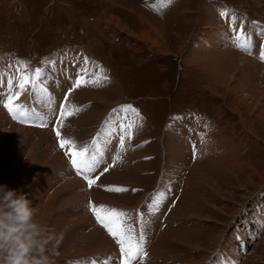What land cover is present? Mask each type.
Returning <instances> with one entry per match:
<instances>
[{
  "label": "rangeland",
  "instance_id": "1",
  "mask_svg": "<svg viewBox=\"0 0 264 264\" xmlns=\"http://www.w3.org/2000/svg\"><path fill=\"white\" fill-rule=\"evenodd\" d=\"M178 1L166 13L148 8L140 0H0V68L3 65L7 72L0 81L7 82V75L15 74L17 59L28 61L30 53L36 55L42 68L50 69L43 81L46 86L61 76L62 71L76 73L70 65L57 64L59 59L69 63L64 57L67 49L71 58L78 62L87 56L101 65L113 81L112 85L82 86L72 92L77 94L75 100H70L72 104L89 103L73 118V128L67 124L62 135L89 137L112 105L131 104L139 109L143 121L136 134L137 145L141 146L122 154L121 163L110 169L112 172L106 173L103 179L107 185L121 183L128 185L130 190L111 193L101 187V195L109 196L113 201L109 199L106 205L116 208H134L139 202L145 205L153 196L145 201L143 194L152 186L159 168L166 166L162 184L155 192L165 195L158 197L161 202L155 215L148 214L146 231L150 232L147 238L150 242L168 241L173 247L167 253L148 254L151 261L146 264H203L208 258L209 263L218 264L223 252L212 253V249L219 244L221 248L230 249L231 258L224 264H264V230L257 240L251 233L254 241L249 240L242 248L234 244L230 248L232 242L228 239L232 223L229 221L241 220L247 206L254 205L249 215L252 223L256 220L254 215L264 219V213L255 212L259 208L255 206L259 192L264 195L261 191L264 188V63L257 57L263 30L257 24L251 25L253 57L244 56L231 47L226 25L217 16L211 0ZM226 1L264 18V0ZM228 56L230 59L222 62ZM232 58H236L237 67L221 73V62L229 63ZM48 61L57 65L49 66ZM246 64L255 74L256 89L253 85L249 91L243 83L237 84ZM31 69L30 65L27 72H32ZM82 89L85 92L82 93ZM26 93L27 90L22 98H26ZM28 100L32 103L29 108L42 115L34 101L42 103L45 99L30 95ZM45 108H48L46 102ZM194 110H198L196 115ZM0 113V132H6L7 140L12 141L11 150L6 154L0 152V184L23 191L36 209L37 219L63 235L58 249L60 254L53 258L54 264H89L90 256L100 264H117L118 254L111 252L109 247L91 251L93 244H85L80 237L88 220L76 221L79 214L71 213H77L83 206L87 213L89 199L85 203L86 197H82L78 206L75 197L88 195L91 189L87 186L77 189L74 169L68 164L58 141L55 139L54 144L46 137L37 139V130L10 120L2 106ZM209 118L217 123L215 127L221 133L213 129L208 135L205 123ZM13 123L16 131H23L22 136H15L10 130L8 126ZM167 124H170L168 128ZM174 129L176 132L170 133ZM181 133L188 134L184 148L178 143L183 137ZM253 142L262 152L250 147ZM217 143L220 146L224 143L222 148L231 145L238 151L232 161L239 167L250 164L251 169L239 170L228 161L217 167V162L212 160L213 154L217 159L224 154V150L212 151ZM193 144L200 147L203 154L196 153L193 158ZM115 147L114 144L106 152L100 168L105 167L111 155L113 159L118 150ZM49 152L60 153L55 166L47 165ZM142 156H145L143 161L133 163ZM14 160L16 164L28 163L24 181L17 176V168L13 169ZM194 169L200 175L191 180ZM140 170L142 172L135 173ZM175 199L176 204L172 205ZM171 213L169 230L173 231L167 233L163 223ZM155 216L158 222L155 221L152 228L149 219ZM135 219L133 216L132 222ZM91 229L87 228L86 232ZM235 231L241 230L236 228ZM221 233L222 243L219 242ZM102 234L109 237L104 230ZM219 264H223V260Z\"/></svg>",
  "mask_w": 264,
  "mask_h": 264
},
{
  "label": "snow or ice",
  "instance_id": "2",
  "mask_svg": "<svg viewBox=\"0 0 264 264\" xmlns=\"http://www.w3.org/2000/svg\"><path fill=\"white\" fill-rule=\"evenodd\" d=\"M173 0H159V3L170 5ZM155 7V6H154ZM221 18H229V29L232 33L230 42L239 50L251 54L250 37L244 31L243 24L237 25L235 14L229 13L228 10L222 9L219 12ZM255 24V22H253ZM259 59L264 62V50L259 53ZM15 74L7 77L9 93L6 96H0V103L7 109L13 120L21 124H35L39 127H48L50 121L46 116L41 115L35 110L28 109L25 104L17 103L22 93L31 86L33 97L41 96L45 99L48 107L52 108L56 116L54 132L58 140V146L68 158L71 167L75 170L76 175L86 181L87 188L102 187L105 191L111 193H126L130 189L124 186L116 185H98L101 177L108 173L110 169L116 166V163L122 160V154H126L127 144L134 138L137 128L142 127L143 117L139 109L131 104H120L112 108L101 125L100 130L96 133L89 144L81 145L74 138L62 135V129L65 122L70 117L78 115L84 110V106L74 105L70 102L69 97L72 92L82 86L102 85L109 82L106 70L101 65L91 61L88 57L83 58V67L80 73L72 81V87L63 97V103L53 106L51 95L47 86L43 83L46 79V71L50 69L37 67L29 74L26 70L30 67V62L17 59ZM48 64H54V61H48ZM94 66L96 71H92ZM5 74L0 72V77ZM15 89V90H13ZM203 142V141H201ZM144 143H147L145 141ZM116 145L118 150L113 157V162L99 175H94L104 163L106 152ZM141 145H136L140 147ZM193 158L196 156V145H192ZM133 192L141 191L140 189H131ZM164 193H156L150 198L151 202L145 203L143 209L127 210L108 206L105 204H95L91 200L88 202V209L95 217L96 222L103 227L107 234L114 240L119 249L118 264H143L147 258V216L149 213L155 215L159 210L160 199L158 197ZM135 216V222L132 218Z\"/></svg>",
  "mask_w": 264,
  "mask_h": 264
},
{
  "label": "bare ground",
  "instance_id": "3",
  "mask_svg": "<svg viewBox=\"0 0 264 264\" xmlns=\"http://www.w3.org/2000/svg\"><path fill=\"white\" fill-rule=\"evenodd\" d=\"M222 30V29H221ZM230 59V56H228V57H225V59H223L222 60V62L224 61V60H229ZM235 59L236 58H232V60H231V62H229V63H225V64H222V62H221V64L220 65H222L221 67H222V70H221V68H220V72L221 73H224L225 71H227V70H229L230 68H236L237 66H236V62H235ZM220 73V74H221ZM68 74H69V76L70 77H68V78H66V71H62L61 72V76H59L58 78H54L53 80H49L50 82L48 83V85H47V88H48V91H49V93H50V95H51V98H52V102L54 101H57L58 100V97L60 96V95H63V93L65 92V90L66 89H68L69 87H70V84H71V82L73 81V78H74V75H75V73H72V74H70L69 72H68ZM242 76V78L241 77H239L238 79H237V84H239V83H243L244 84V87H245V89H247L248 91L249 90H251L252 88H253V85H254V87H255V84H254V82H255V74L253 73V71H251L250 69H249V66L246 64L245 65V68H244V73L241 75ZM48 82V81H47ZM108 86H111L112 85V82H108V83H106ZM90 86V85H89ZM254 89H256V87L254 88ZM247 91V92H248ZM76 92V91H75ZM83 92H85V91H83V89H82V93ZM80 93V92H79ZM79 95V94H78ZM75 96H77V94H75V93H72V97H69V100H75L74 99V97ZM84 96V95H83ZM257 96V95H256ZM62 97V96H61ZM80 97V96H79ZM89 97V96H88ZM254 97V96H253ZM252 97V98H253ZM260 97V96H259ZM76 98V97H75ZM83 98H85V97H83ZM89 98H93L92 96H90ZM96 98V97H95ZM61 99V98H60ZM256 99V98H255ZM258 102V101H257ZM30 104H32V103H30ZM30 104H29V106H30ZM34 104L36 105L35 106V108L37 107V111H40V112H42V115L43 116H52L51 114H50V110H52V108H50V107H48V108H45V100L42 102V103H40V102H36V100L34 101ZM261 104V103H260ZM27 105V104H26ZM56 105H58V101L56 102V103H53V106H56ZM29 106H28V108H29ZM262 106H264V103H263V105ZM262 110H263V112H264V107L262 108ZM44 113V114H43ZM0 117H1V113H0ZM263 120V119H262ZM72 121H74V119L72 118V119H69L68 118V120L65 122V127L67 126V124H69L68 126L70 127V128H73V122ZM84 121V120H83ZM82 121V122H83ZM51 122V121H50ZM68 122V123H67ZM75 122H77V120L75 119ZM14 123H13V125H10V126H8L9 128H10V130L12 131V132H14V135L15 136H19V134H20V136H22L23 135V131H22V133H20V132H18V131H16V129H15V127H14ZM79 125V124H78ZM67 126V127H68ZM76 127V126H75ZM69 128V129H70ZM31 130H37V133H38V138L37 139H39V137H41V138H44V137H46L48 140H52L53 141V143L55 144V139H56V136H55V134H54V131H52V129H32V128H30ZM73 131V130H72ZM71 131V132H72ZM173 132H176V130L174 129V130H172L170 133H173ZM72 134V133H71ZM91 134V133H90ZM90 134H89V136H90ZM181 135L183 136L179 141H178V143L179 144H182V148H184L185 147V142H186V140H187V133H181ZM7 137H8V134L6 133V132H0V152H3V154H6L9 150H11V148H12V141H9V138H8V140H7ZM75 137V136H74ZM38 141V140H37ZM39 142V141H38ZM17 143V142H16ZM14 144V143H13ZM39 146V145H38ZM206 145L204 144V147H205ZM54 148V147H53ZM47 152V151H46ZM203 152V151H202ZM202 152H200V147H198L197 148V154H199L200 155V153L201 154H203ZM43 153V152H42ZM59 153V152H58ZM44 154V153H43ZM48 155H46L48 158H49V160H48V166H55V164H56V162H57V158L59 157L58 155L60 154H58L57 155V153L56 152H54V153H52V152H49V153H47ZM42 156H44L43 158H45V154L44 155H42ZM58 156V157H57ZM17 159V158H16ZM15 159V160H16ZM62 159V158H61ZM15 160L13 161V164L14 165H12L13 166V169H16L17 168V176L20 178V180L21 181H24L25 180V176H26V169L25 168H27L26 167V165H28V163H27V161H26V163H17L16 164V162H15ZM43 160V159H42ZM213 161H215V163H216V160H217V157H216V155H214L213 154V159H212ZM10 161H12V160H10ZM61 161V160H60ZM15 162V163H14ZM54 162V163H53ZM109 162V161H108ZM38 163V162H37ZM61 163V162H60ZM67 164V163H66ZM106 165V164H105ZM65 166V165H64ZM67 166V165H66ZM57 167V166H56ZM54 168V167H53ZM63 168V167H62ZM69 168V167H68ZM195 168V167H194ZM113 169V168H112ZM63 170V169H62ZM67 170V169H66ZM70 170V169H69ZM209 170H211V168H209ZM212 170H214V168H212ZM101 171H103L102 170V168H99L98 170H97V172L94 174V175H99V173L101 172ZM58 172V171H57ZM109 172H112V170H110ZM65 174V173H64ZM106 174V173H105ZM104 174V175H105ZM199 173L196 171V169H194V170H192V174H191V176H190V179L191 180H195V179H197L196 177H197V175H198ZM104 175L101 177V179L98 181V185H107V181H105V180H103L104 179ZM115 175H116V173H115ZM200 175V174H199ZM74 176V181H75V183H76V186H77V189H80V187H82V186H87V184H86V181H84L83 179H82V177H80V176H78V175H73ZM106 176H108V174L106 175ZM109 177V176H108ZM175 177H176V175L174 176V178L171 180V185L173 186L174 184V182L176 181V179H175ZM188 178H189V176H188ZM187 178V179H188ZM69 180H70V178H69ZM107 180V179H106ZM114 181V180H113ZM103 182V183H102ZM182 183V182H181ZM70 184V183H69ZM61 185H62V183H61ZM178 185H179V182H178V184H177V186L176 187H178ZM181 185V184H180ZM63 186V185H62ZM72 187V186H71ZM61 188V187H60ZM76 189V190H77ZM74 192V191H73ZM89 192V191H88ZM102 191H101V187H93L92 189H91V192H89L88 193V195H87V193H85L84 191L82 192V193H85V194H82V195H80L79 197H75V199L78 201L77 203H78V206H79V200H83L82 199V197L83 198H85L86 197V200H85V203L87 202V200L89 199V200H91L93 203H95V204H97V205H99V204H105L106 205V203H108V201H109V199L110 200H112L111 198H109V196H105V195H101L102 193H101ZM78 195V194H77ZM89 195L91 196V199L89 198ZM106 195H108V193L106 194ZM70 197V196H69ZM64 198H67V196L66 197H64ZM72 200V199H71ZM65 201V200H64ZM113 201V200H112ZM64 203V202H63ZM99 203V204H98ZM111 203V202H110ZM83 204V203H82ZM261 204H263L262 202H260V204L259 203H256L255 204V206L256 205H258V206H260ZM85 205V204H84ZM73 206H75V205H73ZM76 209V208H75ZM85 206H83V208L81 207L78 211H77V213H75L74 214V212L72 211V213H71V215H74V216H76V215H78V217L75 219L76 221H81V219H83V218H85L86 220H88V225H87V227L86 228H82L81 229V235H80V237H81V239H82V241L85 243V244H89V245H91V243L93 244L92 246H90L91 247V251H99V249H103V248H110L111 250V252H113L114 254L116 253V254H118V252H117V250H116V244H114L113 243V239L109 236V237H107V236H104L102 233H103V229H101V226L99 225V224H97V222H96V220H95V218H94V216H93V214H91V211L90 210H88L87 211V213L85 212ZM171 212H172V210H171ZM248 213V214H247ZM251 213H252V211L251 210H249V211H245L244 213H243V216L244 217H248V218H250V216L249 215H251ZM263 214V213H262ZM172 217H173V214L171 213V215L169 216V218L166 220L167 221V223H166V227H165V232H167V233H169L170 231H173V230H169V228L171 227V225L169 224L170 222H171V220H172ZM74 220V221H75ZM150 220V223H151V226L150 227H152V228H154V222L156 221V222H158V219H157V217L155 216V219L153 218V219H149ZM242 220H246V219H242ZM240 221V220H239ZM247 221V220H246ZM134 222V221H133ZM84 225V224H83ZM100 226V227H99ZM89 227H91L92 229L91 230H89L88 232H86V230H87V228H89ZM148 228H149V226H148ZM156 229V228H155ZM147 232V238H148V236L150 235V232H148V231H146ZM157 232V231H156ZM177 232V231H176ZM77 233V232H76ZM171 233V232H170ZM178 233H179V236L181 235V232L178 230ZM163 234H164V232H163ZM159 235H161V234H159ZM154 237V236H153ZM158 241V240H157ZM150 242L149 240H147V252H148V254H150V255H152V254H157V253H167V251H169V250H171V248L173 247V243H169L168 241H161V242ZM175 244H178V243H175ZM179 245V244H178ZM242 248V247H241ZM246 249V248H245ZM113 250V251H112ZM99 253V252H98ZM100 255V254H99ZM108 255V254H107ZM158 260V259H157ZM151 261V260H150Z\"/></svg>",
  "mask_w": 264,
  "mask_h": 264
},
{
  "label": "clouds",
  "instance_id": "4",
  "mask_svg": "<svg viewBox=\"0 0 264 264\" xmlns=\"http://www.w3.org/2000/svg\"><path fill=\"white\" fill-rule=\"evenodd\" d=\"M62 241L23 191L0 184V264H54Z\"/></svg>",
  "mask_w": 264,
  "mask_h": 264
},
{
  "label": "crops",
  "instance_id": "5",
  "mask_svg": "<svg viewBox=\"0 0 264 264\" xmlns=\"http://www.w3.org/2000/svg\"><path fill=\"white\" fill-rule=\"evenodd\" d=\"M249 132V131H248ZM249 134H252V133H250L249 132ZM247 135H248V133H247ZM251 136H253V135H251ZM226 140V139H225ZM224 140V141H225ZM223 141V142H224ZM254 143V142H253ZM251 143L250 144V147L252 148H254V150H260V148H258V146L256 145V143ZM218 145H215V147H214V149L212 150V151H214V152H217L219 149L220 150H224V154H223V156H220V157H218V159L216 160V162H217V164L218 165H216L217 167H219V166H221V164H223V163H225V162H227V163H232L236 168H238L239 170H244V169H251V165L250 164H245V165H242V167H239V166H237L238 164L236 163V161H232L233 159H232V156L234 155V154H236V153H238V151H236V149H234L231 145H227V146H225V147H223L222 148V146L224 145V143L222 144L221 143V146L219 145V143H217ZM206 147H208V146H206ZM261 151V150H260ZM262 152V151H261ZM262 153H264V152H262ZM234 162V163H233ZM220 178V177H219Z\"/></svg>",
  "mask_w": 264,
  "mask_h": 264
},
{
  "label": "built area",
  "instance_id": "6",
  "mask_svg": "<svg viewBox=\"0 0 264 264\" xmlns=\"http://www.w3.org/2000/svg\"><path fill=\"white\" fill-rule=\"evenodd\" d=\"M251 209H253V208H251V206H250L247 210H251ZM257 212H260V207L257 208L256 213ZM262 213H264V210H263ZM254 217H255V215H254ZM243 218L246 219L247 222L249 223V225H247V226H244V224H243V222L246 221V220H242L243 222L240 223V229L243 230V233H245L246 235H249V233H251L252 231H259V229L257 227V220H258L257 216H256L257 220H255L254 223H252V221L249 220L250 218H248V217L242 216L241 219H243Z\"/></svg>",
  "mask_w": 264,
  "mask_h": 264
}]
</instances>
